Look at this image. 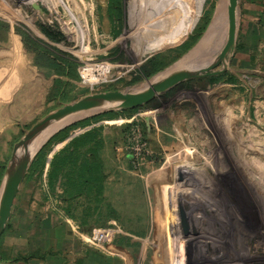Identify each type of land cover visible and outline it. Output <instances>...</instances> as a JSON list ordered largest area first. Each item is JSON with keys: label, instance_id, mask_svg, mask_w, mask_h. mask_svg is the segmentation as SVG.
<instances>
[{"label": "rangeland", "instance_id": "obj_1", "mask_svg": "<svg viewBox=\"0 0 264 264\" xmlns=\"http://www.w3.org/2000/svg\"><path fill=\"white\" fill-rule=\"evenodd\" d=\"M183 1L193 8L192 28L184 37L166 42L167 37L158 33V29L165 33L164 26L159 28L156 21L144 25L146 15L142 14L156 0H122L121 16L116 13L113 18L109 0H0V20L11 26L6 41L12 40L15 27H19L72 55L80 65L79 78L61 76L39 67L36 53L25 49L34 68L45 76L48 87L37 112L24 124L12 128L8 150L0 153V191L16 144L51 112L89 94L138 90L160 72L164 76L213 61L226 36V1L219 7L224 19L219 21L217 16L211 27L213 31L218 27V31L215 35L210 32L196 54L191 51L206 33L220 0H202L199 10L197 0ZM173 5L174 0H168L165 9L174 10ZM238 22L235 54L224 73L225 78L229 73L239 79L238 88L224 81L211 84L215 76H205L182 82L138 107L104 113L97 109L71 120L78 118L77 123L109 112L118 114L94 126L110 127L107 131L122 145L121 151L117 150L119 160L127 159L119 164H127L132 173L126 177L142 181V201L122 214L124 227L145 233L143 237L133 234L139 245L132 247L130 264H213L208 239L212 233L219 237L225 230L233 236L227 238L233 253H228L231 261L241 256L245 257L241 264H264V114L259 113L255 96L250 98L249 91L254 90L257 81L264 83V23L263 33L251 35L246 44L239 11ZM38 26L60 31L63 41L53 43ZM199 32L202 34L198 38ZM157 54L166 56V67L135 81L140 67ZM243 65L246 66L240 68ZM84 68L86 78L80 74ZM222 68L219 63L214 69ZM228 88L232 98L227 96L223 102L231 100V105L222 106L219 101L214 105L215 91L224 95ZM114 126H126L124 135ZM92 127L77 129L72 137ZM53 137L39 151L45 153L44 172L41 173V164H33L39 153L26 171L0 251L24 250L32 240V250L43 249L48 254L50 241H55L52 216L58 226L66 223L65 215L58 213V205H64L66 200L48 185L47 171L54 155L70 139L54 143ZM162 139L172 141L165 145ZM119 226L94 227L113 231L106 243H90L77 226L74 229L88 245L107 248L125 233ZM200 244L204 251L201 260L197 251Z\"/></svg>", "mask_w": 264, "mask_h": 264}, {"label": "crops", "instance_id": "obj_2", "mask_svg": "<svg viewBox=\"0 0 264 264\" xmlns=\"http://www.w3.org/2000/svg\"><path fill=\"white\" fill-rule=\"evenodd\" d=\"M168 0H156V3L150 6L149 9L145 8L144 14V25L150 22L156 21L161 27L164 26L165 33L158 29L160 35L164 34L167 37V41L182 38L186 35L187 31L192 28L193 8L188 4L184 3L183 0H174V10L165 9V3ZM170 1V0H169ZM202 0H197L198 10ZM220 0L214 17L211 21L210 27L205 33L200 43L191 51L195 52L198 47L203 43L210 32L213 22L217 17V11L222 5ZM264 0H240L239 12H240V27L243 29L244 42L249 44L248 40L251 35L256 36L262 34L263 23H264ZM149 11V12H148ZM176 12V13H175ZM180 19L179 21L177 20ZM257 25V26H256ZM262 30V31H261ZM6 32L4 33L3 40H0V153H6L8 146L11 143L12 128L16 125L24 124L32 115H34L40 107L42 96L46 92L48 83L44 80L45 76L40 75L38 70L31 63V58L25 51V46L22 41V37L15 32L12 33L11 41H6ZM182 34V35H181ZM248 47V46H247ZM249 49V47H248ZM248 52V51H247ZM246 65L240 66V68ZM254 71H252L253 73ZM42 82V83H41ZM262 82V83H261ZM42 84V87L40 85ZM256 82L254 90L250 91V98L255 96L254 102L259 108L260 112L264 114V92H263V81L260 80L258 84ZM44 85V86H43ZM238 88L237 84H230ZM241 86V84H240ZM42 88V91H41ZM223 95L218 91L213 94L215 100L212 103L216 105H231V100L223 102L224 98L229 95V91ZM233 90V89H232ZM247 93L248 90H245ZM232 98V97H230ZM10 132V133H9ZM11 134V135H10ZM115 139L107 145V149L104 153V158L107 165V173L104 182L103 194L96 196L91 199L86 194L78 195L73 199L67 200L63 190L56 189L57 192L65 198L64 205H58V209L63 215H65L66 223L62 226H58L52 216L51 222H53L54 238L55 241H50L49 252L44 253L39 250H32V240L28 249H6L3 248L1 251L5 256L3 259L0 257V264H130L132 247L138 244L134 235L143 237L145 233L135 232L130 230L123 225L122 214L127 209H132V205L136 202L142 201L144 195V189L142 187V181L136 179L135 181L127 178L126 176L131 175L127 170V164L120 165L119 162H126L119 160V155L122 145ZM165 143L171 139H168ZM177 147L179 144L177 143ZM5 147V148H4ZM120 150L119 152L117 150ZM122 155V154H121ZM222 168H225L222 166ZM219 171H222L219 169ZM225 170H223L224 172ZM138 178V177H137ZM134 183V185H131ZM127 185L134 186V189H127L126 191L121 188H125ZM139 188L137 191L136 188ZM87 209H90L87 211ZM88 213V214H87ZM53 220V221H52ZM226 223V222H225ZM52 224V223H51ZM60 224V222H59ZM122 227L125 233L117 237L116 244L110 245L107 248L94 247L88 245L82 239V236L78 235L74 229L77 228L80 234L87 235L88 230L94 227H107L109 225ZM7 228V227H6ZM6 230V229H5ZM216 231V227L214 226ZM227 232V233H225ZM224 234H220L219 237L216 233H212L209 237V244L212 246L211 261L213 264H241L244 262L245 257H231L234 260H230L229 255L233 254L227 243V238L233 237L229 235V231L225 230ZM241 234V233H240ZM83 235V236H84ZM244 235V234H243ZM4 233L0 239L2 244ZM235 238V237H234ZM45 243V242H44ZM48 243V242H47ZM36 244V243H35ZM139 245V244H138ZM4 246V245H3ZM41 245L39 244L38 248ZM44 248V247H43ZM51 248H55L54 251ZM37 251V253H35ZM32 255L31 258H27Z\"/></svg>", "mask_w": 264, "mask_h": 264}, {"label": "trees", "instance_id": "obj_3", "mask_svg": "<svg viewBox=\"0 0 264 264\" xmlns=\"http://www.w3.org/2000/svg\"><path fill=\"white\" fill-rule=\"evenodd\" d=\"M109 3L111 7H113V9H111V17L113 18L116 13L117 16H121L122 0H109ZM38 27L53 43L57 44L63 41L64 36L60 31L55 32L50 31L46 27ZM10 30V24L0 20V40L4 38V33H8ZM15 32L22 37L25 49L36 53V64L39 67L51 69L61 76L79 78L77 68L80 65L72 55L62 51L57 46L51 47L45 41L34 37L29 32L19 27H15ZM115 34L118 35V32H115ZM201 34L202 32H199L197 37L199 38ZM166 60L167 58L164 54H157L153 58H150L140 67L135 81L142 78H149L163 70L167 65ZM227 74L228 78L224 77V73L212 77L211 84L221 81L232 84L239 83V79L235 75ZM117 115V112H109L84 119L61 130L53 137L51 142L54 143H61L70 139L49 162L47 181L53 191L56 190L57 187H60L67 197V200L68 198L73 199L78 195H82V193L86 194L89 198L91 197V199L103 194L108 165L104 158V153L107 149V145L114 141V137L112 133L107 131L110 127L94 125L105 119H114L118 117ZM89 126L93 127L72 137L77 129H85ZM114 127L122 131V133L119 132V134H122V136L124 135L126 126L122 129L116 126ZM33 164H41V173L44 172L45 153L43 151L39 153ZM88 210L90 209H87V211ZM92 229L88 230V232ZM0 247H2L1 243ZM4 256L5 254L0 251V257L3 259ZM31 257L32 255H29L26 259Z\"/></svg>", "mask_w": 264, "mask_h": 264}, {"label": "water", "instance_id": "obj_4", "mask_svg": "<svg viewBox=\"0 0 264 264\" xmlns=\"http://www.w3.org/2000/svg\"><path fill=\"white\" fill-rule=\"evenodd\" d=\"M239 3L240 0H227V27L225 40L223 46L214 55V59L211 63L205 64L204 66L176 70L164 76H162L164 72H160L149 80L151 82L146 87L138 90H117L86 95L79 100H76L70 104H66L56 111L51 112L41 121L36 123L34 127L16 144L13 151V159L4 177V183L0 191V239L5 232L7 224L10 220L16 197L19 193L28 167L48 141V139L53 137L65 127L75 123L78 121V119L73 120L55 130L39 147L30 161L25 162L24 159L19 157L18 151L20 149L26 147L45 127L61 120L66 116L77 113H87L97 109H100V111L104 113L111 110L138 107L151 102L158 95L169 91L182 82L205 76H217L225 73L227 70H229V61L231 56L235 54L236 50L237 35L239 31ZM219 63H222L223 68L215 70L214 68ZM197 251L199 259L201 260L203 258L204 252L201 244L198 246Z\"/></svg>", "mask_w": 264, "mask_h": 264}, {"label": "bare ground", "instance_id": "obj_5", "mask_svg": "<svg viewBox=\"0 0 264 264\" xmlns=\"http://www.w3.org/2000/svg\"><path fill=\"white\" fill-rule=\"evenodd\" d=\"M31 3H33V1L35 0H27ZM224 2V1H222ZM226 5H227V0H226ZM225 13V12H224ZM225 15V14H224ZM217 16L219 18V21L221 18L224 19L223 17V9H218L217 11ZM223 23V22H222ZM221 23V24H222ZM216 27V26H215ZM218 31V27L215 28V33H212L213 35L216 34V32ZM211 34V35H212ZM218 37V36H217ZM221 37V36H220ZM215 40H217V38H213ZM220 41V40H219ZM208 42V41H207ZM217 43V42H216ZM220 43H222V41H220ZM190 59V58H189ZM212 62V61H211ZM209 62V63H211ZM205 65V64H204ZM204 65H198V66H204ZM197 66V67H198ZM148 85V84H147ZM146 85V86H147ZM145 86V87H146ZM81 114H84V113H77V114H72V115H69V116H66L64 118H62L61 120L53 123V124H50L49 126L45 127L26 147L20 149L18 151V155L21 159H24L25 162H28L30 161L33 156L35 155L36 151L39 149V147L46 141V139L55 131L57 130L58 128L64 126L65 124L71 122L72 118L74 117H77L78 115H81ZM84 116V115H82ZM78 119V118H77ZM76 120V119H75ZM61 124L60 127H58V125Z\"/></svg>", "mask_w": 264, "mask_h": 264}, {"label": "built area", "instance_id": "obj_6", "mask_svg": "<svg viewBox=\"0 0 264 264\" xmlns=\"http://www.w3.org/2000/svg\"><path fill=\"white\" fill-rule=\"evenodd\" d=\"M87 68H84L83 71H81L80 73L83 78H86L84 77V72H85V69ZM91 75L92 74H90L89 76ZM112 234H113L112 230L93 228L87 235H85V237L87 241L90 243H106L110 241V237L112 236Z\"/></svg>", "mask_w": 264, "mask_h": 264}, {"label": "flooded vegetation", "instance_id": "obj_7", "mask_svg": "<svg viewBox=\"0 0 264 264\" xmlns=\"http://www.w3.org/2000/svg\"><path fill=\"white\" fill-rule=\"evenodd\" d=\"M218 76V75H217Z\"/></svg>", "mask_w": 264, "mask_h": 264}]
</instances>
